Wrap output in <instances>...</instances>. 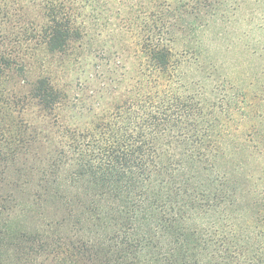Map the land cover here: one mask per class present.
Masks as SVG:
<instances>
[{
  "label": "rangeland",
  "instance_id": "374dc122",
  "mask_svg": "<svg viewBox=\"0 0 264 264\" xmlns=\"http://www.w3.org/2000/svg\"><path fill=\"white\" fill-rule=\"evenodd\" d=\"M41 1L0 0V32L28 27L30 16L44 13ZM183 1L75 0L74 23L87 35L74 42L76 52L63 67L55 61L48 67L76 108L61 111L60 105L45 116L30 104L24 112L36 127L45 121L44 142L61 139V115L81 123L89 118L88 107L100 111L115 103L138 68L137 35L153 29L172 52L169 74L159 76V99L185 102L194 112L191 119L204 123L203 154L182 147V164L176 165L157 141L142 217L102 194L91 208L74 205L79 221L71 225L64 207L56 213L46 202L45 218L27 223L44 231L45 246L32 244L27 255L6 258L7 264L15 258L14 264H61L54 239L73 245L82 264H228L232 255L239 262L257 244L264 247L253 219L257 207L250 202L264 201V0H207L188 26L180 18ZM36 72L34 64L27 79ZM13 81L11 90H27ZM54 217L60 219L55 228Z\"/></svg>",
  "mask_w": 264,
  "mask_h": 264
},
{
  "label": "trees",
  "instance_id": "16d2710c",
  "mask_svg": "<svg viewBox=\"0 0 264 264\" xmlns=\"http://www.w3.org/2000/svg\"><path fill=\"white\" fill-rule=\"evenodd\" d=\"M74 1L42 0L38 7L44 13L30 16L28 27L0 32V264H7L6 258L27 255L32 244H38L39 249L45 246L44 231L27 223L33 217L45 218L46 202L56 213L64 207L71 225L79 221L74 205L91 208L102 194L126 213L142 217L147 206L146 184L156 171L158 140L176 165L182 164V147L188 145L193 156L204 152L200 143L204 123L196 115V121L191 119L193 111L185 102L159 99V76L169 74L172 52L153 29L137 35L134 55L138 68H133L134 75L128 77L125 89L115 94V103L103 111L88 107L89 118L81 123L61 115V139L42 140L48 133L42 126L45 121L36 127L24 111L32 104L46 116L60 105L61 111L71 106V95L58 86L55 71L48 66L55 61L63 67L76 52L74 42L87 35L74 23L70 7ZM206 4L207 0L183 1L179 11L185 26ZM34 64L37 72L29 80L26 74ZM10 80H17L13 82L27 86V90H11ZM250 202L257 207L255 228L264 236V201L252 198ZM59 223L57 217L50 220L51 227ZM54 243V257H59L61 264H82L73 245L55 239ZM228 264H264V247L257 244L253 255L243 253L239 262L232 255Z\"/></svg>",
  "mask_w": 264,
  "mask_h": 264
}]
</instances>
